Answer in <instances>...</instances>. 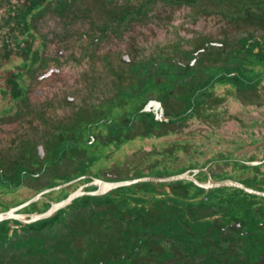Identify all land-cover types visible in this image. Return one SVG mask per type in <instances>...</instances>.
Listing matches in <instances>:
<instances>
[{"label":"rangeland","instance_id":"obj_1","mask_svg":"<svg viewBox=\"0 0 264 264\" xmlns=\"http://www.w3.org/2000/svg\"><path fill=\"white\" fill-rule=\"evenodd\" d=\"M145 2L54 0L42 12L30 17L31 35H28L23 25L16 22L17 12L28 0H0L1 163L4 160L11 164L20 163L23 159V167L33 173L41 172L44 160H51L58 141L70 137L74 129L72 135L78 139L89 132V121L106 116L113 118L121 111L123 116H130L138 100L136 94L140 93L138 86L141 82L137 83L139 76L144 75L143 66L161 60L183 63L186 56L201 45V40H221L224 32L245 28L239 18L222 14L233 13L229 7L221 8L218 15L203 17L195 4L181 5L174 0ZM139 7H144L142 13L136 12ZM159 11L162 18L154 19ZM24 49L31 52L28 67L22 64L26 56ZM49 68H56L58 72L40 79L39 76ZM166 68V65L157 66L155 75L165 76ZM19 72L23 73L24 95L14 99L13 85L5 84L4 80ZM110 99L113 106L116 102L124 105L115 111L106 104L96 115L100 106ZM95 127L92 126V130ZM129 139L130 143H125L119 150L98 141L91 146L63 139L60 146L67 147V155L74 151L76 161L85 156L84 161L91 163L86 174L107 182L160 176L162 173L176 175L183 170L206 166L215 181L264 179V163L256 167L242 164L243 161L260 160L264 155V79L246 93L218 86L213 91V98L186 121L162 127L149 137L133 132ZM39 145L43 147L42 159L37 154ZM235 159L241 164L233 162ZM70 177L74 176L50 164L41 172L38 182L27 180L26 187L11 195L0 191V199L13 204L30 199L37 194L39 188L35 187L48 188L64 183ZM199 177L206 181L205 174ZM79 183L53 191L46 198L49 202L65 198L76 190ZM153 184L157 194L142 207L151 211L152 216L156 213L165 219L163 230L177 226L176 222L169 220L177 206L169 199L171 189L161 185L163 183ZM137 185L120 187L77 203L76 212L72 209L75 213V219L71 220L73 225L68 226L74 232L69 245L72 251L67 249V237L65 241L54 243L37 239L36 246L41 248V253L23 264H87V261L92 264L113 255V248H105L109 244H119L122 249L129 247L122 242H127L129 236L121 229L126 226V221L131 220L132 214L124 207L136 206L139 198L149 197L144 194L145 190L140 191L142 186ZM164 193L168 197L164 198ZM3 203L0 202V210L5 209ZM45 208L43 201H38L29 205L27 211L37 213ZM218 211L213 207L198 206L191 210L183 207L178 225L189 234L199 235V226L218 219ZM41 223L29 224L27 229L40 227ZM145 223L141 229L136 223L126 230L137 241L163 232ZM233 225L229 223L220 229H231ZM239 232L243 233V229ZM238 234L226 231L220 240H214L207 233L201 235V243L236 249L245 242ZM175 238L182 240L181 236ZM99 246L106 249L107 256L99 255ZM135 251L134 259L141 264L157 263L151 249L139 246ZM259 264H264V257Z\"/></svg>","mask_w":264,"mask_h":264},{"label":"flooded vegetation","instance_id":"obj_2","mask_svg":"<svg viewBox=\"0 0 264 264\" xmlns=\"http://www.w3.org/2000/svg\"><path fill=\"white\" fill-rule=\"evenodd\" d=\"M162 1L165 3L169 2V0ZM174 1L181 5H198L199 12L203 17L209 15H218L221 8L226 9L229 7L233 13L222 14L229 17L239 18L243 21L245 28L239 31H226L224 32L223 38L221 40H201V45L191 51L186 56L187 60L183 63H179L177 61L161 60L143 66L142 69H145L146 66L148 67L151 77L138 78L137 84L140 82L141 84L147 82L149 85L154 86L156 81H160L161 83L164 82V84H166L170 82V76H177L178 79L173 81L175 86H177L173 89L174 92L170 94H161L155 92V87L149 88V90L145 93L136 94L138 100L137 103L133 105L132 115H130L128 120L127 117L123 116V112L121 111L119 115H115L113 118H108V116H106L100 117L99 120L94 122L89 121V132L85 134V136L79 137L78 139H75L72 135L73 131L75 130L74 129L71 132L70 137L62 138L58 141V145L53 150V153L55 151L53 157L51 160H44L41 172H44L47 166L51 164L57 167V170L62 169L68 172L69 176H74L76 178L83 176L86 177L85 179L79 181L81 183H79L75 188L77 189L78 187L90 182L91 178H93L91 177V174H86V170L91 163L84 161L85 156H83V159L80 161H76V158L73 156L74 151H72L70 155H67L68 149L65 145L64 147H66V152L63 154L57 153V149L63 147L60 146V141L63 139H66L67 142L73 140L74 143L82 142L91 146H94L96 141H98L99 144H109L114 150H119L125 143H130L131 140L129 139V135L133 132L145 134L147 137H149L154 131L161 129L162 127L175 125L181 121H186L190 116L195 115L196 111L202 109L205 105V102L213 98V91L218 86H227L230 89H236L239 93H246L250 91L252 86L259 85L263 81L264 0ZM147 2L152 4L157 2V0H146L145 4H147ZM143 8L144 7L137 8L136 12L142 13ZM162 16V12L159 11L153 16V18L159 19L162 18ZM24 53L26 56L23 58L22 64L28 67L30 65L31 52L29 49H24ZM123 60L126 61L124 58ZM162 65L167 66L165 70V77L158 80L156 76H154L156 67ZM45 72L39 76L40 79H46L41 78ZM22 77L23 73L19 72L17 74H13V78L4 80L5 84L13 85V89L16 92L13 94L14 99L22 98L24 95ZM2 91L5 90L2 89ZM177 98L178 100H176ZM112 99L100 106L96 115L101 113V108L106 104H108L110 108L113 107L115 111H118V106L124 105L122 103L118 104L116 102V105L113 106ZM170 99H174V101H168ZM150 101H155L160 104L164 117L168 119V122L162 120L158 121L157 117L159 114L155 115L154 112H152V107L151 111L148 113H139L145 104L149 103ZM137 107L138 109H136ZM100 125H102V127ZM92 126H96L94 130H92ZM22 161L20 163L13 162L12 164L10 161L6 160H4L2 163L0 162V191H4V195L17 193L23 187H26L27 180L35 183L39 181L41 172L33 173L26 167H24L25 170L23 171ZM17 167L21 168L22 174L17 173ZM17 181L19 182L17 183ZM35 188H39L37 193L47 189V187L41 185ZM95 189L96 187L84 188V190L87 191H93ZM46 197L48 196L45 195V198ZM84 197L96 196H82L74 200L71 205L64 209L58 210L51 218L41 220V226L37 228L27 229V225L29 224H23L15 219L0 221V264H23L26 263L30 258L36 259L41 253V248L36 246L37 239H42L47 243H54L56 241H65V237H67V249L69 252L72 251L69 245L72 244L70 239L73 237L74 232H71L68 226L73 225L71 220L75 219L74 211L76 212L77 209L75 205L84 201L82 200ZM62 199L60 198L55 202ZM26 200L28 199L20 200L19 202L13 204L0 199V202L3 201L5 206V209H1L0 213L7 212L11 208L25 202ZM40 201H43L44 205L46 206V208L41 212L48 210L51 202H49L47 198ZM137 206L141 207L140 205ZM28 207L29 206L15 213L29 214L27 211ZM135 207L136 206L134 205L124 207L127 209L126 211L129 214H132V218L131 220L126 221V226L121 230H123L127 235L131 236L134 235L130 234L126 230V227L132 228L134 227V224H136V222H133L137 213V209ZM72 209H74V211H72ZM150 212L151 211L144 209V213H146V215H144L145 219L152 216ZM138 224L141 226L140 223ZM178 227L181 228V225H178ZM65 230H67V232H65ZM122 242L126 243L123 240ZM137 242L140 243L142 241L138 240ZM128 245L131 246L130 243H128ZM105 248L107 247L105 246ZM105 248L102 250L100 247L99 255L101 257L108 255ZM101 252H104V254ZM111 257H113L111 261L115 262L116 256L114 253ZM101 259H103V261H98L96 264H107V259L104 260L103 257ZM87 264L90 263L87 261Z\"/></svg>","mask_w":264,"mask_h":264},{"label":"trees","instance_id":"obj_3","mask_svg":"<svg viewBox=\"0 0 264 264\" xmlns=\"http://www.w3.org/2000/svg\"><path fill=\"white\" fill-rule=\"evenodd\" d=\"M50 2H53V0H28V3L23 6V9L17 12L16 22L23 25L26 34L31 35V27L29 24L30 17L42 12ZM155 76L158 80L165 77L163 75ZM150 77L151 74L146 66L144 75L139 76V78ZM176 79H178L177 76H170V82L162 84L160 81H156L154 86L149 85L147 82L142 83L138 86V92L142 94L147 92L149 88L155 87L158 90L157 93H173V89L177 87L173 83ZM165 88L167 90H164ZM136 109H138V107ZM130 115H132V112ZM129 118L130 116L127 120ZM56 152L63 154L66 152V147L63 146L57 149ZM54 153L52 152L50 158L53 157ZM233 162L241 164V162L236 160ZM24 170L23 167V171ZM184 171L186 170H183V172ZM17 173L22 174L20 167H17ZM159 175L169 176L166 173ZM200 175H204V173H199L196 176V179L203 182L204 177H199ZM74 178L76 177H70L68 180ZM18 182L19 181H17V183ZM240 182L253 189L264 191L263 178L254 177L253 179H243V181ZM138 185L142 186L140 191L145 190L144 194L149 197H141L137 200V205H140L141 207L136 205L135 208L137 209V213L133 222L141 224L138 229H141L142 223L146 221V225H150L154 229L157 228L163 230L162 226L165 224V219L160 217L159 214L155 213V216H150L147 219L144 218L146 213H144L142 204L148 203L149 200L154 199V196L157 194L153 189L154 184L147 183L146 185H143L139 183ZM161 185L167 186L171 189V196L169 199L175 202L177 206L174 209V215L170 217L169 220L171 223L176 222L177 226L163 230L162 233L158 232L140 243L137 242L134 236L128 235V242L125 244L130 243L131 246H125L123 249L117 244L114 246L111 244L107 245L108 250L113 248L112 250L116 256L115 262L111 261L113 257H108L107 264H141L134 259L136 253L135 249L139 246H144L152 250L155 255L154 257L157 260L156 264H259L264 257L263 197L253 196L234 188L206 191L190 181H179L167 184L163 183ZM220 191L224 192L219 195L218 192ZM166 197H168V194H165L164 198ZM90 199H95V197H84L82 200L85 202ZM178 205H182L190 210L198 206L205 208L213 207L214 209H219V217L211 223L207 222L200 225L198 229L200 231L199 235L189 234L182 228L178 227L183 213V207ZM127 206L129 207L130 205ZM262 207L263 210H260ZM229 223H234L231 229H220L221 227H226ZM239 227L240 229H243V233L239 232ZM226 231L231 233L238 232L239 237L245 239L244 244L238 246L236 249H230L228 246H215L213 244L208 245L201 243V235L203 234L208 233L214 240H220L221 236L226 234ZM176 236H181L182 240H178L175 238ZM164 238H166V240H164ZM162 244H165V247H163ZM94 264H96V262Z\"/></svg>","mask_w":264,"mask_h":264},{"label":"water","instance_id":"obj_4","mask_svg":"<svg viewBox=\"0 0 264 264\" xmlns=\"http://www.w3.org/2000/svg\"><path fill=\"white\" fill-rule=\"evenodd\" d=\"M57 69H49L47 72H45L41 78H47L52 73H57ZM71 100V97H69ZM151 107L153 108L152 112H154L155 115L159 114L157 117V120H162L165 122H168V119L164 117L163 110L160 107V104L155 101H150L149 103L145 104V106L139 111V113H148L151 111ZM37 154L39 158L43 157V147L41 145L37 146ZM239 161V160H236ZM245 166L248 167H256L264 163V155L260 160H253V161H243L242 162ZM199 173L206 174L207 178L205 182H201L198 179H196V176ZM86 177H78L75 179H72L70 181L49 187L47 189L42 190L41 192L37 193L32 198L26 200L25 202L11 208L9 211L0 213V221L7 220V219H15L23 224H31L37 221L45 220L48 218H51L54 216V214L61 209L66 208L67 206L71 205L72 202L82 196H103L109 192H111L114 189L120 188V187H127L132 186L139 183H172V182H179V181H190L194 185L198 186L201 189L204 190H213V189H222V188H234L242 190L244 193L263 197L264 198V191H259L257 189H253L245 184H243L240 181L234 180V179H223L215 181L212 179V177L209 174L208 166L199 168V169H189L184 172L178 173L176 175H169V176H145V177H139L136 179H129L124 181H117V182H107L96 178H91V181L78 187L76 190L72 191L66 198L57 201V202H51L50 207L48 210L41 212V213H29V214H21V213H15L33 203H36L40 200H45V195L53 192V191H59L62 189H65L83 179ZM88 187H96L93 191H87L84 190V188Z\"/></svg>","mask_w":264,"mask_h":264}]
</instances>
